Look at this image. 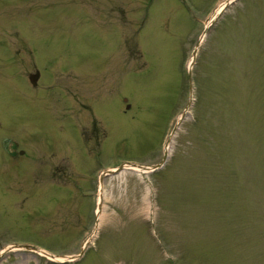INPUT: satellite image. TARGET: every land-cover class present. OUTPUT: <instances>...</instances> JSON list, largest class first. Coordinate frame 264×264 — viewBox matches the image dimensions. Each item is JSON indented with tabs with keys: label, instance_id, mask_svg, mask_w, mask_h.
I'll use <instances>...</instances> for the list:
<instances>
[{
	"label": "rangeland",
	"instance_id": "rangeland-1",
	"mask_svg": "<svg viewBox=\"0 0 264 264\" xmlns=\"http://www.w3.org/2000/svg\"><path fill=\"white\" fill-rule=\"evenodd\" d=\"M0 264H264V0H0Z\"/></svg>",
	"mask_w": 264,
	"mask_h": 264
},
{
	"label": "bare ground",
	"instance_id": "bare-ground-1",
	"mask_svg": "<svg viewBox=\"0 0 264 264\" xmlns=\"http://www.w3.org/2000/svg\"><path fill=\"white\" fill-rule=\"evenodd\" d=\"M223 4V3H222Z\"/></svg>",
	"mask_w": 264,
	"mask_h": 264
},
{
	"label": "water",
	"instance_id": "water-1",
	"mask_svg": "<svg viewBox=\"0 0 264 264\" xmlns=\"http://www.w3.org/2000/svg\"><path fill=\"white\" fill-rule=\"evenodd\" d=\"M174 129V128H173Z\"/></svg>",
	"mask_w": 264,
	"mask_h": 264
}]
</instances>
